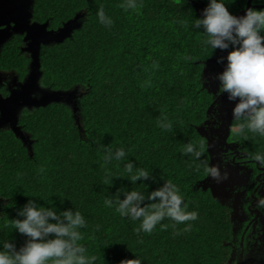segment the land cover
<instances>
[{"label": "trees", "instance_id": "16d2710c", "mask_svg": "<svg viewBox=\"0 0 264 264\" xmlns=\"http://www.w3.org/2000/svg\"><path fill=\"white\" fill-rule=\"evenodd\" d=\"M129 2L136 6L127 7ZM222 2L234 15L248 2L264 8V0ZM199 4L204 8L207 0H32V21L46 24L47 30L81 16L69 37L38 51L43 88H84L77 103L81 133L69 108L57 102L18 117L29 150L12 131L0 130V240L13 241L17 249L23 245L26 238L12 228L11 220L22 219L17 211L31 199L57 212L81 213L85 226L78 229L77 244L86 258L95 257L93 264L126 259L236 264L231 259L230 210L213 195L219 186L207 183L205 169L215 155L202 127L215 97L204 85V63L226 53L203 45V32L192 27L203 9ZM100 10L110 24L99 20ZM19 44L16 37L2 44L0 71H13L22 80L29 59ZM218 66L215 61L212 68ZM242 123H232L236 143L256 161V155L264 156V136L241 131ZM188 144L201 151L199 159L184 152ZM117 150L124 151L122 159L115 158ZM108 154L113 158L105 160ZM128 163L132 174L143 169L149 178L132 183ZM164 181L176 185L181 207L195 212V220L177 223L165 217L146 233L140 230L141 220L122 217L115 203L105 204L118 189L147 197ZM157 202L146 199L142 206ZM262 237L264 244V225Z\"/></svg>", "mask_w": 264, "mask_h": 264}, {"label": "clouds", "instance_id": "9594fccd", "mask_svg": "<svg viewBox=\"0 0 264 264\" xmlns=\"http://www.w3.org/2000/svg\"><path fill=\"white\" fill-rule=\"evenodd\" d=\"M135 6L132 2L127 5L129 8ZM242 11L243 15H234L222 0H207L192 27L203 32V45L226 53L216 59L219 65L223 64V70L216 78L229 101L234 102L233 118L244 121L239 125L240 130L247 128L264 136V8L249 7ZM97 15L101 22L111 23L105 21L102 10ZM184 152L197 159L202 154L194 150L192 144H188ZM124 156L123 150L115 153L116 159ZM112 158L111 154L105 156V160ZM255 160L264 166V156L256 155ZM125 168L133 173L131 163ZM205 171L213 179L219 178L215 166L206 167ZM149 176L147 171L137 169L130 181H144ZM105 183L111 185V180L106 179ZM116 193L114 200L106 198L105 204L112 207L115 203V210L122 217L141 220L140 230L146 233L165 217L177 223L197 218L195 212H186L181 207L182 196L170 181H164L163 186L150 191L147 197L134 190L123 192L118 189ZM121 194L124 196L122 200L119 199ZM146 199L158 202L151 208L142 206ZM257 208L264 210V198L257 201ZM17 216L22 219H12L11 226L26 239L19 249L11 240H0V264H93L95 257L86 258L83 255L85 249L77 244L81 239L78 229L85 226L80 212L70 209L57 212L53 206H41L30 199L17 211ZM120 264H141V261L126 259Z\"/></svg>", "mask_w": 264, "mask_h": 264}, {"label": "rangeland", "instance_id": "374dc122", "mask_svg": "<svg viewBox=\"0 0 264 264\" xmlns=\"http://www.w3.org/2000/svg\"><path fill=\"white\" fill-rule=\"evenodd\" d=\"M20 4L22 11L15 14L16 16H10L9 21L7 13L2 15L4 19L3 22L6 23L0 26V40L2 38V41L4 40L5 42L11 37L18 38L20 40V52L29 59V64L27 73L22 80H19L13 71L0 72V130L12 131L29 150L28 146L30 140L28 136L19 129L17 119L22 112H31L40 104H46L52 101L64 104L71 112L73 122L79 130L78 133H81L79 128V121L81 118L77 103L78 99L85 93L84 88L76 86L65 91H52L48 88H43L40 84L41 70L39 68L37 56L38 49L43 43H45L46 46H50L56 44L55 42L60 38L64 39L69 37L71 31L79 25L81 16L76 14L71 19L70 23L63 24L62 27L57 29L58 31L54 35L53 33L49 34L47 28L42 30L40 27H37V24L32 21V0H27V4L24 3V0H21ZM249 7L252 6L248 4L247 8ZM243 12L238 14V16L243 15ZM44 31L48 34L47 39L42 38V35L46 34ZM213 70L210 73H213ZM219 70H223V64L218 66L217 71ZM210 73L205 75L204 85L214 94L216 100L213 111L211 109L209 114H212L219 124L214 131V135L218 142L221 143L220 149L215 151L217 154H220V152L226 150L227 146L237 141V134L235 133L236 128L232 126L235 120L232 114L234 102L229 101L227 94L222 92L221 95L219 93V84L216 80L212 79ZM215 73L216 72L213 74ZM210 166H215L217 168L219 178L213 179L210 176V178L207 179V183L212 185L217 184L223 193H235L240 190L247 181V177L243 173H237L236 170L234 168L231 169L230 166H222V161L218 159L217 156L211 160ZM230 170H232V177H234V179H228L230 182L227 183L226 178L228 176L225 178L223 175L227 174ZM236 174L237 177L235 178ZM214 187L216 188L215 185ZM213 195L215 197H220L215 190L213 191ZM240 255H242V258L239 257L238 250L236 249L233 254H231V259L234 262L239 260L241 264H264V247L261 245L251 250L249 253L245 251Z\"/></svg>", "mask_w": 264, "mask_h": 264}, {"label": "flooded vegetation", "instance_id": "af4514ba", "mask_svg": "<svg viewBox=\"0 0 264 264\" xmlns=\"http://www.w3.org/2000/svg\"><path fill=\"white\" fill-rule=\"evenodd\" d=\"M217 70H213V73L216 72L215 74L210 73V76L213 80H216V82H218L216 76L221 71ZM219 93L222 95V90H220ZM213 108L214 105L212 106V111ZM218 125L216 118L212 116V114H208L207 119L202 124L203 130L208 134L211 150L214 155L222 161V166H230L231 169L234 168L237 173H243L247 177V181L243 187L235 193H223L220 187L215 190L216 193L218 192L220 198H222L225 206L230 210L233 236L231 253L233 254L234 250L237 249L239 257L242 258L240 254H243L245 251L249 253L259 245L264 247L262 237L264 210L257 208V201L264 198V168L261 167L258 162L248 159L246 154L240 150L237 143L227 146L226 150L217 154L215 151L220 149L221 143L218 142L215 137L214 131L217 129ZM223 177H227V183L230 182L231 179H234V177H232V170L228 171ZM236 177L237 174L235 175V178ZM228 179L230 180L228 181ZM235 263L241 264V261L236 260Z\"/></svg>", "mask_w": 264, "mask_h": 264}, {"label": "water", "instance_id": "95a60500", "mask_svg": "<svg viewBox=\"0 0 264 264\" xmlns=\"http://www.w3.org/2000/svg\"><path fill=\"white\" fill-rule=\"evenodd\" d=\"M20 2H21V0H0V26L1 25H4L6 22H3L4 21V19H3V14L4 13H7V15H8V21L10 20V16L12 17V16H16L15 14H18V13H20L21 11H22V8H21V4H20ZM24 3L25 4H27V0H24ZM248 4H250V2H248L247 3V6H248ZM247 6H246V8L245 9H247ZM243 12V11H242ZM241 13V12H240ZM239 13V14H240ZM238 15V14H237ZM70 21L71 20H69L68 22H66L65 24H67V23H70ZM35 24H37V23H35ZM37 27H40L42 30L44 29H46V24H37ZM48 31V33L50 34H56L57 33V31L58 30H55V31H52V30H47ZM71 31V30H70ZM72 32V31H71ZM44 33H46V34H44V35H42V38H44V39H47V37H48V34H47V32L46 31H44ZM46 37V38H45ZM63 40V38H60L58 41H56L55 43H59V42H61ZM4 43V40L2 41V38H1V40H0V47L2 46V44ZM44 45H45V43H43ZM42 44V45H43ZM42 45H40V46H42ZM39 50V49H38ZM37 56H38V53H37ZM215 61H216V58H210V59H208L205 63H204V68H203V70H202V75H203V77H205V75L207 74V73H210L212 70H213V64L215 63ZM39 64V63H38ZM210 91V90H209ZM211 92V91H210ZM223 92V91H222ZM52 102H56V101H52ZM216 102V100H214L212 103H211V105L209 106V108L207 109V111H206V114L208 115L209 113H210V110L212 109V106L214 105V103ZM48 103H51V102H47L46 104H48ZM58 103V102H57ZM46 104H40V105H38V106H36L35 108H37V107H42V106H45ZM198 131H200L199 129H198ZM15 135V134H14ZM16 136V135H15ZM17 137V136H16ZM18 138V137H17ZM210 146V144L208 145V147Z\"/></svg>", "mask_w": 264, "mask_h": 264}]
</instances>
